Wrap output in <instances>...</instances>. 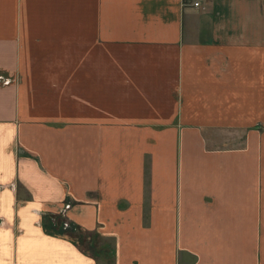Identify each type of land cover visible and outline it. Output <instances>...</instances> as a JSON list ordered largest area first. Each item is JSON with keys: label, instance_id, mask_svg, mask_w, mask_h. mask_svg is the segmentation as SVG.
I'll use <instances>...</instances> for the list:
<instances>
[{"label": "crops", "instance_id": "obj_1", "mask_svg": "<svg viewBox=\"0 0 264 264\" xmlns=\"http://www.w3.org/2000/svg\"><path fill=\"white\" fill-rule=\"evenodd\" d=\"M0 264H264V0H0Z\"/></svg>", "mask_w": 264, "mask_h": 264}, {"label": "built area", "instance_id": "obj_2", "mask_svg": "<svg viewBox=\"0 0 264 264\" xmlns=\"http://www.w3.org/2000/svg\"><path fill=\"white\" fill-rule=\"evenodd\" d=\"M207 0H182L183 6L201 8Z\"/></svg>", "mask_w": 264, "mask_h": 264}, {"label": "trees", "instance_id": "obj_3", "mask_svg": "<svg viewBox=\"0 0 264 264\" xmlns=\"http://www.w3.org/2000/svg\"><path fill=\"white\" fill-rule=\"evenodd\" d=\"M50 221L52 222V224H53L55 227H57V226H56L57 223H55V222L53 223V221H52L51 219H50ZM55 224H56V225H55ZM61 226H62V225H61ZM59 228H60V230H62V231H63V230H64V231L66 230V229H64L63 227H59ZM71 228L74 229V225H70V227H68L67 229H71Z\"/></svg>", "mask_w": 264, "mask_h": 264}]
</instances>
